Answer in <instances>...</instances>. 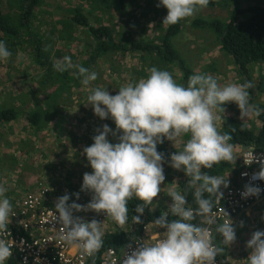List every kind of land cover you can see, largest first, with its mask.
Here are the masks:
<instances>
[{
    "label": "clouds",
    "instance_id": "clouds-1",
    "mask_svg": "<svg viewBox=\"0 0 264 264\" xmlns=\"http://www.w3.org/2000/svg\"><path fill=\"white\" fill-rule=\"evenodd\" d=\"M210 2L158 0L157 7L167 9L162 24L171 26L193 17ZM11 56L6 42L0 40V61ZM53 68L61 73L77 69L73 75L85 86L98 79L95 71L74 65L70 56L57 60ZM252 86L250 82L221 86L217 78L206 73L191 75L184 86L176 82L170 71L152 67L145 78L121 86L115 95H110L106 88L92 89L85 104H91L94 114L101 119H112L116 128L103 125V130L98 129L99 134L92 138L94 142L84 147L83 153L93 171L84 174L81 191H90L92 199L86 205L68 203L69 194L57 199L52 217V221L60 225L57 238L77 247L82 255L94 257L104 244L101 223L74 216V211H104L123 227L128 221V203L136 199L140 202L135 207L139 215H133L132 221L141 223L145 209L156 207L154 198L162 191L165 181L164 154L157 150V145L167 139L177 149L180 138L188 135L190 138L183 143L182 150L172 153L168 160L172 168L183 171L188 179L183 192L175 188L167 190L172 203L154 220L156 227L164 229V235L152 243L141 242L121 264H215L223 249L213 243L211 226L216 225L214 231L220 234L226 246L236 240V233L230 219L217 225L214 212L216 203L223 197L221 186L229 185L228 176H213L203 170L212 169L222 161H235L233 145L229 143L231 135L218 131L219 113H224L225 105L234 102L242 118L260 115L262 110L249 103L248 89ZM109 133L114 136L121 133L119 142L111 143L107 138ZM254 160L260 164L254 178L264 180V156H253L249 164ZM7 191L0 184V264H6L11 257L14 244L5 238L10 232L13 208L5 195ZM189 191L196 208L188 206L186 193ZM261 191L257 186L246 185L241 196H258ZM74 195L79 199V192ZM170 216L173 218L169 219ZM198 217L199 223L196 222ZM21 224L28 228L27 223ZM246 246L252 250L247 264H264V231H255Z\"/></svg>",
    "mask_w": 264,
    "mask_h": 264
},
{
    "label": "rangeland",
    "instance_id": "rangeland-1",
    "mask_svg": "<svg viewBox=\"0 0 264 264\" xmlns=\"http://www.w3.org/2000/svg\"><path fill=\"white\" fill-rule=\"evenodd\" d=\"M235 1H239L241 7L264 4V0H211L206 8L197 11L193 17L182 20V30L173 39L175 48L182 55L187 66L192 69L191 75L196 73L212 75L217 78L221 86L228 83L242 84L238 66L221 49L215 30L210 27L194 26L192 22L197 18L209 21L215 18L228 20L231 6L236 5ZM72 2L75 1L42 0L32 18L33 28L49 48L54 62L64 56H70L74 65L83 66L90 56L88 50L94 39L87 27L65 24L70 21L72 15L69 10ZM18 4V0H5L6 12L10 10L12 12L14 9L13 13H19ZM157 4L158 0H127L123 7H118V11L114 10L117 15L113 17L116 22L120 19V22L128 25L126 35L146 36L152 40L159 37L162 29L167 27L162 24L167 9L163 6L157 7ZM124 25L123 27H126ZM152 67L170 71L179 84L184 81L180 68L175 64L164 65L154 55L112 52L103 55L88 67L90 72L95 71L98 74L96 81L85 86L79 79L78 83L72 84L71 88L60 94L59 108L53 116L49 113H52L55 101H58L55 99L58 97L56 82L46 80L43 75L44 70L36 63L33 54L28 49L20 48L13 52L8 60L0 61V109L15 106L24 111L38 110L45 113L40 128L23 118L0 127V184L8 189L5 195L10 199L12 206L25 191L36 189L39 183L48 185L55 199L69 194L70 199L86 205L92 199V193L81 191V185L84 174L91 173L93 169L83 149L94 142L92 138L99 134L98 129L103 130V125L107 124L113 130L116 128L112 119H101L94 114L91 104H85L87 96L96 87L106 88L110 95H115L121 86L145 78ZM251 79L253 86L252 91L248 89L249 100L252 95H255V98L250 105L257 108L256 103L264 104V83L263 89L258 87L260 80L264 81V63L258 64L251 71ZM219 116V132L222 129L221 123L227 117L244 120L255 132L261 129L262 122L259 115L250 114L242 118L238 107H225V112L219 113ZM120 134L114 136L109 133L107 138L115 144L114 140L118 139ZM187 139H189L187 135L180 138L177 150H182L183 143ZM158 145L176 149L173 142L167 139ZM245 150L246 148L240 145H233L235 161L241 160ZM163 168L165 181L161 185L162 191L154 198L156 207L155 205L151 207L165 212L172 203L171 197L166 194L167 190L175 188L181 191L179 180L184 178L185 174L181 170L172 168L165 160ZM232 175L233 172H228L221 176H228V187L232 183ZM220 189L223 192L226 188ZM77 192L80 194L79 199L74 195ZM255 205L254 203L243 214L252 212ZM258 211L259 216L253 221L250 220L247 230L242 231V235L227 246L228 264H247V257L252 251L247 248V241L255 231H264V208L259 206ZM86 216V221L96 220L101 223L105 234L119 228L127 230L133 226L129 221L123 227L118 226L106 216L104 211L97 213L89 210L86 211ZM161 230L163 229L156 227L155 224L147 228V232L150 233Z\"/></svg>",
    "mask_w": 264,
    "mask_h": 264
},
{
    "label": "trees",
    "instance_id": "trees-1",
    "mask_svg": "<svg viewBox=\"0 0 264 264\" xmlns=\"http://www.w3.org/2000/svg\"><path fill=\"white\" fill-rule=\"evenodd\" d=\"M4 1L0 0V40H4L11 51L15 52L20 48L28 49L34 56L36 63L44 70V77L47 81L56 82V94L58 101H55V107L52 114L58 110L59 96L65 90L72 87L79 81L74 72L77 69H70L63 73L56 71L53 68L55 63L51 52L47 45L44 44L43 39L33 28V15L36 7L40 6L42 0H18L19 13L6 12ZM69 10L72 15L70 21H66L68 25H76L77 27H87L94 39V43L89 48L90 56L84 62L83 67L88 68L93 63L97 62L103 55H109L112 52H132L140 53L142 55H149L157 57L164 65L175 64L183 73L182 85L187 86L188 78L192 73L182 55L178 52L173 44V39L178 36L182 30V20L171 26L162 29L159 37L150 40L146 36L133 37L128 36L126 29L129 28L120 22H116L113 16L117 13L118 7L125 5L127 0H73ZM235 1V6H231V15L228 20L215 18L212 21L206 19H195L192 23L197 27H210L217 33L221 49L225 51L237 64L238 71L241 74L242 84L250 82L251 71L261 63H264V4L258 3L241 7ZM116 4V6H113ZM120 4V5H119ZM231 5V3H230ZM229 5V6H230ZM122 12H120V15ZM108 21L109 23H106ZM126 26V27H123ZM45 48L48 50L45 51ZM244 77V78H243ZM264 81L260 80L258 87L263 89ZM253 85V84H252ZM249 90L252 91L251 88ZM54 98V97H53ZM255 95H252L249 103L254 101ZM58 102V103H57ZM238 107L234 102H229L225 107ZM256 107L261 109L259 118L262 122L259 132L253 131L247 122L235 117H227L223 120L221 134L228 133L232 139L229 141L232 145H240L244 149H254L264 151V104L256 103ZM44 111L38 110H23L15 106L3 107L0 109V127L4 124L17 121L18 119H26L32 125L40 128L43 122ZM48 115V114H46ZM188 138H190L187 135ZM118 143L119 140H114ZM157 150L164 154V160L168 162L170 155L174 152L180 151L174 148H167L162 145H157ZM243 169L241 161L225 162L222 161L218 165H214L212 169H204L210 175L223 176L226 173L236 172ZM183 172V171H182ZM184 173V172H183ZM236 177V175H235ZM187 177L180 178L181 192H183ZM188 206L196 208L192 192L186 193ZM140 203L133 199L128 203V221L133 225L131 228L125 230L119 228L113 232H108L104 235V244L102 248L94 255L92 263L100 261L102 253L110 247L120 248L123 245L137 239L143 234L147 233L149 225L154 224V220L158 218L163 211L150 210L152 207L145 209L141 215V223L134 224L132 221L133 215H139L135 212L136 205ZM173 217H169L172 219ZM225 248L227 247L223 242H220ZM226 258V254L224 255Z\"/></svg>",
    "mask_w": 264,
    "mask_h": 264
},
{
    "label": "built area",
    "instance_id": "built-area-1",
    "mask_svg": "<svg viewBox=\"0 0 264 264\" xmlns=\"http://www.w3.org/2000/svg\"><path fill=\"white\" fill-rule=\"evenodd\" d=\"M253 156H264V151L247 149L242 153L243 169L231 181V185L223 191V197L214 207L217 225L228 219L233 223L237 216L245 213L264 195V180L254 178L260 171V164L256 160L249 164ZM246 185L257 186L262 191L258 196L244 198L241 193ZM18 200L12 208L11 222L8 226L10 232L5 235L9 242H14L12 255L6 264H25V258L27 264H121L122 259L130 255L141 242L152 243L164 235V229L161 232H147L120 248H107L102 253L100 261L92 263L93 257L82 255L77 247L67 245L57 238L60 225L52 221L57 199L52 196L48 185L39 183L36 189L25 191ZM73 201L69 199L68 203ZM73 215L85 220L87 218L86 211H74ZM196 222H200L199 217ZM21 223H27L28 228L25 229ZM211 227L213 243L223 249L217 255L215 264H228L227 259L224 258L227 249L220 243L223 242L222 237L214 231L216 225Z\"/></svg>",
    "mask_w": 264,
    "mask_h": 264
},
{
    "label": "crops",
    "instance_id": "crops-1",
    "mask_svg": "<svg viewBox=\"0 0 264 264\" xmlns=\"http://www.w3.org/2000/svg\"><path fill=\"white\" fill-rule=\"evenodd\" d=\"M235 173L236 172L233 171V175ZM221 187H223V185ZM220 191L222 190L220 189ZM15 204L16 203H14V205ZM255 204L256 205L254 206V209L252 210V212H249L248 214H241L234 219L232 225L235 228L236 238L242 235V231L247 230V226L250 224V220L253 221L254 218L259 216V211H258L259 206H262L264 208V196H262L259 200H257ZM241 222H243V226H241ZM228 253H229V249H228ZM227 263H228V259H227Z\"/></svg>",
    "mask_w": 264,
    "mask_h": 264
}]
</instances>
